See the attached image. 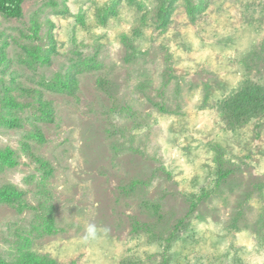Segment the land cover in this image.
I'll use <instances>...</instances> for the list:
<instances>
[{"label": "rangeland", "instance_id": "obj_1", "mask_svg": "<svg viewBox=\"0 0 264 264\" xmlns=\"http://www.w3.org/2000/svg\"><path fill=\"white\" fill-rule=\"evenodd\" d=\"M115 1L117 16L100 22ZM157 5L24 0L20 18L0 12V116L5 98L22 105L16 126L0 120V149L16 159L0 167V186L22 192L0 204L7 263L28 249L58 264H264V118L231 132L218 110L244 74L264 84V0H208L195 22L180 0L166 32L155 26ZM51 36L50 62H35L30 53ZM72 73L75 94L48 87ZM37 90L53 121L42 119ZM218 146L232 173L216 187ZM137 220L153 231L135 230ZM88 223L107 231L85 241Z\"/></svg>", "mask_w": 264, "mask_h": 264}, {"label": "trees", "instance_id": "obj_2", "mask_svg": "<svg viewBox=\"0 0 264 264\" xmlns=\"http://www.w3.org/2000/svg\"><path fill=\"white\" fill-rule=\"evenodd\" d=\"M180 0H158V5L154 14L155 26L160 32H166L170 25L173 23V15L176 10L177 2ZM23 2L24 0H0V12L7 17L20 18L23 15ZM187 6V12L192 21H196L203 12L208 7V0H200L199 3H192L190 0H185ZM118 1L109 2L105 6L99 9L98 15L100 22L106 23L110 17H115L118 14ZM127 38V35L124 36ZM51 45L44 52L41 49L35 50V52L30 53L32 59L37 62L41 61L42 63L50 62V56L52 53L56 52V40L54 37H50ZM133 52L128 53V57L136 58V49L134 45L130 44ZM49 88L53 90H59L62 92H68L70 94H75L77 88L76 75H67L63 78L60 75L54 77V81L48 85ZM37 96L39 97L40 109L42 112V119L53 121L54 117V108L50 100L44 98V93L40 90H37ZM4 106L7 108V114L1 115L0 120L4 125L7 126H16L18 124V118L12 116L13 108L21 107L22 105L17 102L12 96L4 99ZM218 110L221 119L226 124L227 130L231 132H236L239 129L243 128L247 124L253 121L261 120L264 118V84H261L258 81H255L250 74H244V77L239 84L230 94L222 98L218 102ZM260 126V125H258ZM36 137L40 140H44V134L41 129L35 131ZM216 159L217 164V173L218 178L216 180V187L222 185L226 181L227 177L231 175L232 171L226 169L223 163V153L220 150V147L216 148ZM15 152L10 147L0 149V167L13 166L16 164V159L14 156ZM42 168H45L46 174H50L51 167L47 161L35 157ZM44 172V170H43ZM46 175V176H47ZM137 183H134L136 185ZM209 193L206 190H203L202 194L197 197L192 196L190 199L191 205L189 213L192 214L198 204L199 200L207 196ZM22 197V192L18 191L14 185H4L0 186V204L3 203H14L20 200ZM155 213H159L158 206L153 205ZM188 218V217H187ZM186 217L182 218L177 222L174 227L175 232H178L181 226L186 223ZM240 216L236 217L231 222L232 228H238V222ZM137 226L135 230L145 229L148 232L153 231V227L148 222H141L137 220ZM264 224H262L263 229ZM45 230L49 233L54 231V217L50 215L45 222ZM175 233L171 237L175 236ZM262 234V233H261ZM260 234V235H261ZM171 237L168 239L169 244H171ZM169 248V245L168 247ZM167 250V249H166ZM19 260L16 261V264H58L55 259L48 258L47 256H40L28 249L21 251ZM0 264H10L7 263L0 256ZM163 264H169L168 258L163 261Z\"/></svg>", "mask_w": 264, "mask_h": 264}, {"label": "clouds", "instance_id": "obj_3", "mask_svg": "<svg viewBox=\"0 0 264 264\" xmlns=\"http://www.w3.org/2000/svg\"><path fill=\"white\" fill-rule=\"evenodd\" d=\"M107 229L98 228L95 223H88L85 228L84 240H96L102 232H106Z\"/></svg>", "mask_w": 264, "mask_h": 264}]
</instances>
